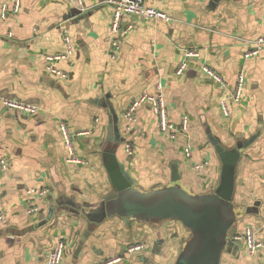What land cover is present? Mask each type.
Wrapping results in <instances>:
<instances>
[{"label":"crops","instance_id":"1","mask_svg":"<svg viewBox=\"0 0 264 264\" xmlns=\"http://www.w3.org/2000/svg\"><path fill=\"white\" fill-rule=\"evenodd\" d=\"M106 1L83 0L85 10L78 14L71 0H20L19 11L2 18V4L10 9L13 0H0V160L6 161L5 168L0 165V264H46L58 241L64 242L60 264H104L114 257H122L118 264H175L188 238L180 222L112 217L96 224L84 213L101 216L95 208L111 190L102 152L113 145L139 190L174 184L175 164L187 192L213 191L222 162L209 135L238 153L231 198L237 221L221 263L264 264V250L251 254L242 236L251 227L257 239L264 238V46L245 57L264 33V0H144L171 20L124 16L123 24L132 28L119 38L114 57ZM62 29L72 54L54 66L65 77L52 74L46 60L65 52ZM185 49L199 55L186 59L178 74ZM239 75L236 102L230 95ZM143 92L163 95L172 122L187 117L186 132L165 137L149 103L137 109L127 129L123 114ZM3 99L39 110L22 114ZM61 123L84 164L66 160ZM30 207L38 211L29 213ZM136 244L145 248L128 253Z\"/></svg>","mask_w":264,"mask_h":264},{"label":"water","instance_id":"2","mask_svg":"<svg viewBox=\"0 0 264 264\" xmlns=\"http://www.w3.org/2000/svg\"><path fill=\"white\" fill-rule=\"evenodd\" d=\"M74 10L80 14L78 9ZM209 139L222 162L220 182L212 193L192 194L175 183L138 190L134 178L118 161L113 145L102 152L111 190L95 208L101 216L92 219L87 212L84 215L96 224L112 217L122 218L126 222L131 219L154 224L176 220L188 231V238L175 264H221L222 254L230 244L228 238H232L231 229L237 221L231 198L233 169L238 153L224 149L211 135ZM178 179L174 164L171 166V180L175 182ZM52 211L53 207H50L47 218L51 217ZM80 211L83 213L85 210ZM144 263L151 264L148 260Z\"/></svg>","mask_w":264,"mask_h":264},{"label":"built area","instance_id":"3","mask_svg":"<svg viewBox=\"0 0 264 264\" xmlns=\"http://www.w3.org/2000/svg\"><path fill=\"white\" fill-rule=\"evenodd\" d=\"M73 5L79 8L78 10L80 12L85 10V7L83 6V0H71ZM109 5L112 7V15H111V21L109 25V34H110V44H109V55L111 57H114L116 55L118 49H119V38L125 34H127L130 29L132 28L131 24H123V18L126 15H131L134 17H137L138 19H144V20H162V21H169L171 20V17L163 12L162 10H159L153 6H149L145 3L144 0H107L106 1ZM20 0H13L12 7L8 8V3L5 2L1 6V17L6 18L8 13L14 12L17 13L20 9ZM63 34V40L65 44V52L64 53H58L54 55H49L46 57V60L50 63L48 66L49 71L54 74L55 76H62L65 77L66 73L57 69L54 66V63H56L59 60L65 59L69 57L72 54V46L70 43L69 35L66 33L65 29H62ZM264 46V33L257 37L252 42V47L248 49L245 53V57H252L257 55ZM199 55L198 51L196 49H185L184 50V57L185 60L181 63V65L177 68L176 72L178 74L183 72V69L186 66V59L197 57ZM203 71L212 77L215 81L222 84L223 79L222 77L216 73L213 69H211L208 66L202 67ZM242 83H243V77L242 75H239L234 92L232 95H230V99L233 101H239L241 98V90H242ZM227 100V99H226ZM226 100L224 99L222 101L223 106V112L226 115L228 113ZM3 105L10 109L17 111L22 114H34L39 110V107L36 105H32L29 103H25L22 101H16L11 99H3L2 101ZM149 103L157 120L158 128L162 132L165 137L168 139H175L179 133L186 132L188 127V118L182 117L179 123H174L169 118V113L167 110V106L164 100L163 95L158 93H147L143 92L137 97H135L131 103L128 105L127 109L125 110L123 114V118L126 120V128H128V124L133 122L135 113L137 109L145 104ZM60 129L62 132V135L64 137L68 155L66 160L71 163L76 164H84L85 160L76 156L75 149L73 145V138L70 134V132L67 129V126L64 123L60 124ZM86 132L79 131L77 135H83ZM126 152L129 154L132 153L131 147L129 144H126ZM189 145L186 146V153H189ZM5 160H0V165L2 168H5ZM197 168H200V166H196ZM45 191H41L39 194H44ZM38 211L36 207H30L28 209L29 213H34ZM2 219V215L0 214V220ZM245 243V247L251 254L259 251L264 250V238L257 239L255 230L251 227H247L244 234L242 235ZM240 238L237 236L235 237V240H239ZM144 244H136L131 245L128 247L127 252L133 253L136 251H140L144 249ZM64 249V242L58 241L53 249L47 254L46 257V264H60L62 259ZM122 262V257H114L106 262L104 264H118Z\"/></svg>","mask_w":264,"mask_h":264},{"label":"rangeland","instance_id":"4","mask_svg":"<svg viewBox=\"0 0 264 264\" xmlns=\"http://www.w3.org/2000/svg\"><path fill=\"white\" fill-rule=\"evenodd\" d=\"M178 181L179 180H177V181H175V182H173V183H175V184H178ZM139 190V189H138ZM210 193H212V191L210 192ZM231 203H232V205H233V202H232V200H231ZM234 208V207H233ZM235 210V209H234ZM221 261H223V263L225 262V260H223V258H222V260ZM222 264V263H221Z\"/></svg>","mask_w":264,"mask_h":264}]
</instances>
